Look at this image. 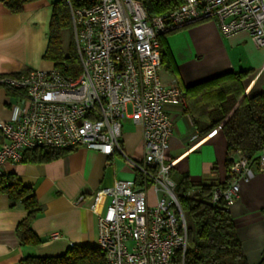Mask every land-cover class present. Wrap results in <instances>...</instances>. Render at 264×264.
Listing matches in <instances>:
<instances>
[{"label":"built area","instance_id":"built-area-1","mask_svg":"<svg viewBox=\"0 0 264 264\" xmlns=\"http://www.w3.org/2000/svg\"><path fill=\"white\" fill-rule=\"evenodd\" d=\"M64 1L80 72L71 76L52 68L0 78L6 89L25 96L10 121H0V176L5 164L20 163L23 152L35 148H86L121 156L133 167L135 178L116 180L91 198L94 211L106 200L97 214L103 264H172L176 251L183 256L186 252L187 227L167 160L173 122L166 106L186 103L177 86H165L160 79L158 37L213 20L222 35L245 32L257 46H264V0H184L152 19L139 0ZM125 119L141 128V161L122 150ZM253 162L237 151L230 159V182L214 192L212 201L222 199L231 206L239 198L241 183L254 178ZM256 162L257 172H264V147ZM83 200L81 196L78 202Z\"/></svg>","mask_w":264,"mask_h":264},{"label":"crops","instance_id":"crops-1","mask_svg":"<svg viewBox=\"0 0 264 264\" xmlns=\"http://www.w3.org/2000/svg\"><path fill=\"white\" fill-rule=\"evenodd\" d=\"M54 2H32L17 14L0 4V75L54 68L43 59ZM160 44L164 64L159 76L165 86L185 91L215 77L240 74L247 97L264 91V46H257L248 33L224 36L213 20H202L171 29L159 37ZM204 96L205 92H190L184 106H166L173 122L167 153L170 176L175 182L187 174L194 184L223 185L227 179L224 135L220 128L197 135L194 127L197 103ZM24 103L23 94L0 88V121L9 122L13 108ZM3 142L0 133V147ZM121 147L126 156L142 160L141 128L129 119L123 121ZM252 169L254 178L241 183L239 198L228 209L249 264H257L264 249V172H257L256 161ZM3 174H13L32 188L40 211L31 230L40 243L20 244L15 229L27 211L21 205L11 206L8 197L0 193V264H19L26 257L61 256L70 243L97 248V214L103 212L106 200L94 211L92 195L116 180L135 178L133 167L121 156L107 157L86 148L73 149L50 162L7 163ZM81 196L84 200L78 202ZM152 199L150 194L151 203Z\"/></svg>","mask_w":264,"mask_h":264},{"label":"trees","instance_id":"trees-1","mask_svg":"<svg viewBox=\"0 0 264 264\" xmlns=\"http://www.w3.org/2000/svg\"><path fill=\"white\" fill-rule=\"evenodd\" d=\"M36 1L39 0H0V4L8 12L17 14L21 13L26 5ZM139 1L148 19L166 14L184 2V0ZM64 30L68 31L70 38L67 55L62 50ZM160 46L161 44L159 49L163 65V50ZM43 59L52 62L54 68L68 75L77 76L80 72L70 13L64 0H57L52 4L48 45ZM2 76L4 75H0V78ZM0 88L5 87L0 84ZM181 91L184 97L190 92H205L203 100L197 103L200 106L196 110L194 127L197 135L206 134L216 128L221 129L226 142L227 179L223 185H198L192 183L189 175L184 174L175 182L176 193L186 217L187 249L184 256L181 251H176L172 264H249L228 206L222 199L213 202L212 198L214 192L223 190L229 184L230 159L237 151L256 161L264 147V91L254 97H247L240 74L215 77ZM187 109L191 112L189 105ZM72 150L51 148L26 150L22 154L21 162H50ZM0 193L8 197L11 206L21 205L27 211L26 217L15 229L20 244L22 246L39 244L40 241L31 230V222L40 211L32 188L24 185L13 174H3L0 176ZM103 262V253L98 248L74 246L61 256L26 257L19 264H103ZM257 264H264V249Z\"/></svg>","mask_w":264,"mask_h":264},{"label":"rangeland","instance_id":"rangeland-1","mask_svg":"<svg viewBox=\"0 0 264 264\" xmlns=\"http://www.w3.org/2000/svg\"><path fill=\"white\" fill-rule=\"evenodd\" d=\"M57 1V0H54ZM69 42H70V38H69V33L67 30H64L62 32V50L64 52V54H68V48H69ZM153 202V199H152Z\"/></svg>","mask_w":264,"mask_h":264}]
</instances>
